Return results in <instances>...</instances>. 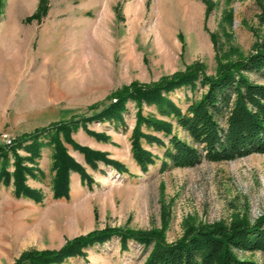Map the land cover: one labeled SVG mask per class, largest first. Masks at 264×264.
Segmentation results:
<instances>
[{
    "label": "rangeland",
    "instance_id": "1",
    "mask_svg": "<svg viewBox=\"0 0 264 264\" xmlns=\"http://www.w3.org/2000/svg\"><path fill=\"white\" fill-rule=\"evenodd\" d=\"M263 39L264 0H0V264L104 230H155L172 243L188 229L264 217V153L174 167L162 155L167 137L137 124L171 122L156 105L127 99L119 120L90 117L132 84L193 65L213 75ZM203 90L196 81L166 97L184 110ZM136 125L152 159L144 167L132 153ZM57 157L79 169L67 170L61 196ZM17 167L36 199L15 190ZM118 238L51 264L143 263L151 245ZM234 253L264 264L262 252Z\"/></svg>",
    "mask_w": 264,
    "mask_h": 264
},
{
    "label": "trees",
    "instance_id": "2",
    "mask_svg": "<svg viewBox=\"0 0 264 264\" xmlns=\"http://www.w3.org/2000/svg\"><path fill=\"white\" fill-rule=\"evenodd\" d=\"M196 81L204 90L184 110L166 97L170 91L183 87L193 89ZM112 97L115 102H110L90 117L99 121L119 120L127 99L137 104L145 102L156 105L158 111L168 116L172 123L139 117L137 124L145 123L152 127V131L161 132L162 136L167 137L166 145L157 136L146 138L147 141L164 145L163 158L174 167H192L202 159L231 161L254 152L264 153V39L256 44L253 52L224 64L213 75L206 74L200 65H193L183 72L150 84H132ZM65 126L67 128L68 125L59 128L64 129ZM173 126L183 131L185 137L180 138L174 133ZM42 130L44 128L37 129L31 135H21L14 141L22 143L35 139ZM132 135L133 157L137 164L144 167L152 159L150 153L141 146L142 136L137 125ZM36 145V142H31L29 147L31 149ZM6 152L7 149L0 145V157H5ZM69 168L79 170L66 166L57 157L59 178L55 181V196L66 193L65 175ZM82 176L87 177L84 172ZM13 177L17 192L36 199L35 193L22 184V169L17 167ZM115 230H104L75 239L58 251L35 252L27 256L23 254L19 260H27L28 264L59 263L79 254L80 249L96 242L101 243L113 234L119 237L124 247L128 241L143 245L144 248L151 245V250L141 264H257L237 257L234 252L264 253V217L252 223L238 221L228 226L217 223L188 229L182 238L172 243H165L160 231Z\"/></svg>",
    "mask_w": 264,
    "mask_h": 264
}]
</instances>
